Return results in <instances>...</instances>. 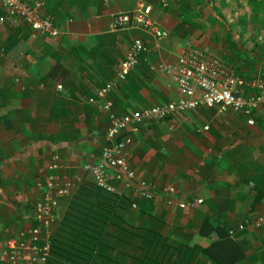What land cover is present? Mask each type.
I'll list each match as a JSON object with an SVG mask.
<instances>
[{
  "label": "crops",
  "instance_id": "crops-1",
  "mask_svg": "<svg viewBox=\"0 0 264 264\" xmlns=\"http://www.w3.org/2000/svg\"><path fill=\"white\" fill-rule=\"evenodd\" d=\"M43 1L44 14L62 30L56 39L14 20L0 22V249L35 224L33 180L54 153L66 166L64 175L83 174L81 167L99 158L109 119L101 100L88 99L117 72L136 37L148 49L108 94L117 113L175 101L179 93L161 66L177 65L188 42L244 79L264 78V11L257 22L248 20L249 0H225L223 7L216 0L200 18L188 16L206 6L198 0H174L166 8L160 0H143L169 32L162 40L143 28L112 30L113 16L133 11L139 0ZM252 117L249 126L239 113L199 107L143 125L129 151L137 178L202 204L169 207L134 188L130 197L144 211H126V221L136 227L145 221L173 243L207 249L225 242L213 257L199 254L193 264H264V226L236 230L235 240L227 234L264 211V106ZM68 202L59 201V220Z\"/></svg>",
  "mask_w": 264,
  "mask_h": 264
},
{
  "label": "built area",
  "instance_id": "built-area-1",
  "mask_svg": "<svg viewBox=\"0 0 264 264\" xmlns=\"http://www.w3.org/2000/svg\"><path fill=\"white\" fill-rule=\"evenodd\" d=\"M173 2L174 0H160V6L166 8ZM43 7V0H0V10L4 11L3 15L0 14V22L14 20L56 39L62 30L51 16L44 14ZM151 8L143 0H139L133 11L113 16L112 30L138 27L150 31L157 39H165L169 32L162 29L151 17ZM147 49L144 40L139 37L133 39L117 72L98 89L96 98L88 99L91 104L101 100L102 108L109 119V126L105 131L107 144L101 150L99 158L93 163H85L81 167L83 174L64 175L66 166L57 153L51 156L45 167L40 166L37 169L33 180L38 194L33 205L35 224L23 228L3 244L0 249V264H48L52 238L60 224L59 201L71 195L88 178L98 188L121 198L130 197L129 192L136 188L141 198H163L169 207L186 209L202 204L199 198L175 199L174 188L160 192L151 183L138 179L129 163L133 136L143 125L164 121L178 112L199 107L216 108L220 114L229 111L239 113L247 118L249 126H253V113L264 106V78L244 79L218 56L207 54L188 42L177 65L161 66L174 82L179 97L166 104H157L130 113H117L108 94L135 70L140 55ZM131 208L137 209V204L132 203ZM263 226L264 211L256 220H245L236 229H229L227 234L231 240H235L236 230L244 232Z\"/></svg>",
  "mask_w": 264,
  "mask_h": 264
},
{
  "label": "trees",
  "instance_id": "trees-1",
  "mask_svg": "<svg viewBox=\"0 0 264 264\" xmlns=\"http://www.w3.org/2000/svg\"><path fill=\"white\" fill-rule=\"evenodd\" d=\"M219 1L223 7L225 0ZM198 3L206 6L188 16L198 14L200 18L203 10L213 9L217 1ZM248 5V20L257 22L264 0H249ZM219 16L223 18L222 13ZM66 198L69 202L53 235L48 264H193L199 254L213 257L214 249L225 243L219 241L203 249L173 243L144 220L140 227L133 226L124 213L132 211L131 204L137 201L106 192L89 178ZM143 211L138 207L139 215Z\"/></svg>",
  "mask_w": 264,
  "mask_h": 264
}]
</instances>
